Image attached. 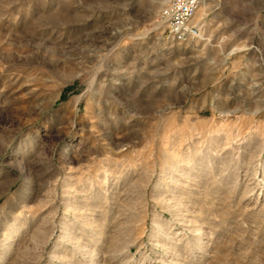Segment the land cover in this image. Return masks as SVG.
Returning <instances> with one entry per match:
<instances>
[{"label":"rangeland","instance_id":"obj_1","mask_svg":"<svg viewBox=\"0 0 264 264\" xmlns=\"http://www.w3.org/2000/svg\"><path fill=\"white\" fill-rule=\"evenodd\" d=\"M167 2L0 0V264H264V0Z\"/></svg>","mask_w":264,"mask_h":264},{"label":"built area","instance_id":"obj_2","mask_svg":"<svg viewBox=\"0 0 264 264\" xmlns=\"http://www.w3.org/2000/svg\"><path fill=\"white\" fill-rule=\"evenodd\" d=\"M201 0H168L160 20L164 38L172 43H185L198 36L200 28L194 17Z\"/></svg>","mask_w":264,"mask_h":264},{"label":"bare ground","instance_id":"obj_3","mask_svg":"<svg viewBox=\"0 0 264 264\" xmlns=\"http://www.w3.org/2000/svg\"><path fill=\"white\" fill-rule=\"evenodd\" d=\"M197 13V12H196ZM196 15V14H195ZM195 19V17H194ZM69 218L67 217L65 221L62 222V224L60 225V227L58 228V237L61 239L63 237L64 238V242L65 241H69V236L71 234V229H70V223H69ZM202 231H204V229H202ZM72 241L71 244H73V246L75 247V249L77 250H84V255L87 257L86 259V264H101V255L99 253V251H96V258L92 257V251H94L90 246H86V245H82V239L80 236L77 237H73L72 236ZM57 244V241L54 242L53 246H55ZM94 247V246H93ZM170 256L172 258V260L168 263V264H178V259H176V253L175 251L170 252ZM95 254V253H94Z\"/></svg>","mask_w":264,"mask_h":264}]
</instances>
